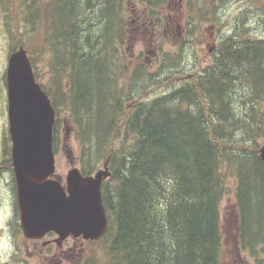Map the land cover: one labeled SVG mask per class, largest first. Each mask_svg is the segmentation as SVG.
<instances>
[{"label": "trees", "instance_id": "trees-1", "mask_svg": "<svg viewBox=\"0 0 264 264\" xmlns=\"http://www.w3.org/2000/svg\"><path fill=\"white\" fill-rule=\"evenodd\" d=\"M171 1L0 0L10 39L13 29L21 32L10 50L22 46L30 55L39 48V57L47 56L50 79L35 75L57 112L54 151L67 112L82 173L107 160L112 171L103 184L109 228L87 242L99 245L104 259L86 248L77 264H223L220 203L227 172L237 180L240 239L252 252H264L258 141L264 139V37L252 26L264 22V5L238 15L209 64L168 73L172 84L178 74L187 76L166 94L144 99L163 79L145 63H126L123 48L140 24L166 27L161 9ZM214 1L226 0H188V8L209 10L214 20ZM139 5L140 18L130 16ZM31 37L40 38L38 47Z\"/></svg>", "mask_w": 264, "mask_h": 264}, {"label": "rangeland", "instance_id": "rangeland-1", "mask_svg": "<svg viewBox=\"0 0 264 264\" xmlns=\"http://www.w3.org/2000/svg\"><path fill=\"white\" fill-rule=\"evenodd\" d=\"M250 4H254L251 6ZM264 5V0H226L225 3L214 1L212 16L214 20H210V11L205 5L203 11L207 13L201 14L195 9L188 8V0H172L167 8L161 9L163 17H169V24L166 27H155L147 24L136 26L131 37L124 45L125 60L130 65L133 63L147 64L148 71L156 74L163 83L160 85H152L142 96L144 99L153 98L162 94H166L171 87L183 82L184 72L172 79H166L168 73L186 68L187 70L197 67L201 69L209 64L212 60L211 48L217 44L220 39L233 33V29L238 22V15L241 13H249L251 9L257 10L256 6ZM209 6H212L210 4ZM143 11L141 5L136 9L128 10L131 15L140 18ZM255 16V15H254ZM253 17L249 16V22ZM14 20V19H13ZM11 22V27L15 28ZM5 18L0 10V151L8 153V143L5 142L6 137L11 139L9 134V119L7 113V90L5 85V77L8 66V57L10 54V45L16 44L18 41L19 29L15 28L12 32V38L6 30ZM253 31L256 36L264 37V22L253 21ZM192 28L191 41L185 42L188 38V30ZM24 33V32H23ZM34 47H38L40 38L31 37L29 39ZM185 42V43H184ZM39 48H34L30 53L35 57L34 70H37L41 82H47L51 74L47 68V56L45 60L39 57ZM186 71V70H185ZM36 72V71H35ZM172 85V86H171ZM6 102V104H5ZM3 108V111H2ZM71 120L67 112L61 114V125L59 128V141L57 143L56 154V173L65 179L68 170L72 167V163L79 166V143L76 138L75 130L70 125ZM68 125L70 127H68ZM261 145L264 142L263 136L258 138ZM103 162L97 168H103ZM227 190L220 203L221 227L223 231V264H264V252L257 250L255 253L250 248L245 247L239 236V217L236 205V183L235 175L227 172ZM14 175L8 173L3 179L0 188L1 206L5 211L0 217V264H6L11 261L10 254L15 251L14 239L10 237L6 229L7 221L12 217L13 203L15 199ZM7 213V214H6ZM25 237L19 233L16 236L20 252L17 253L21 264H77L83 257L86 248L94 249L100 260L103 261V252L99 250V245L87 243L85 240L68 239L64 244L65 252L56 255L60 249L49 251L39 243H26ZM26 241V240H25ZM27 242V241H26ZM14 247V248H13ZM74 247V250L70 249ZM13 262V261H12Z\"/></svg>", "mask_w": 264, "mask_h": 264}, {"label": "water", "instance_id": "water-1", "mask_svg": "<svg viewBox=\"0 0 264 264\" xmlns=\"http://www.w3.org/2000/svg\"><path fill=\"white\" fill-rule=\"evenodd\" d=\"M8 116L22 230L28 238L52 231L58 241L69 236L98 240L109 219L102 185L111 175L108 161L94 174L72 166L66 184L56 175L53 132L56 111L37 81L24 47L13 51L7 66ZM264 160V143L260 148Z\"/></svg>", "mask_w": 264, "mask_h": 264}, {"label": "flooded vegetation", "instance_id": "flooded-vegetation-1", "mask_svg": "<svg viewBox=\"0 0 264 264\" xmlns=\"http://www.w3.org/2000/svg\"><path fill=\"white\" fill-rule=\"evenodd\" d=\"M216 45L217 44L213 45L211 50L214 51L216 48ZM6 102H7V104H6ZM6 102H5V104L7 105V109H8V100H6ZM2 111H3V108H2ZM5 142L9 144L8 136L6 137ZM8 173H12V175H14V180L16 182L11 149L8 153H4V152L0 151V188H1V185L3 183V179H4L5 175ZM14 193H15V199H14V203H13V208H11L12 217L7 221L6 229L8 231L9 236L13 237V239H14L15 251L10 254L11 261L9 263H6V264H21L19 262V260H20L18 257L19 254L17 255V253L20 252V247H18L19 245H18V242L16 241V236L18 233L21 236L23 235L25 237V240L27 242L25 240H24V242L26 243V245L30 242L34 243V244L35 243H37V244L41 243L44 246V248H47L49 251H53V252H55L54 250L60 249L61 251H58L56 253L57 256H59V254L62 255L63 252H65L66 249H64V244L66 243V241L68 239H70V238L74 239V240L83 239L81 237L69 236L68 238H66L63 241H58L57 240V238H58L57 234L54 232H48L44 237H42L40 239H33V238L26 237L24 235V232H23L22 227L20 225V214H19V208H18L16 184L14 185ZM1 202L2 201H1V194H0V217H1V213L3 215L5 213V211L2 209ZM70 249L74 250V247H71ZM56 264H57V262H56Z\"/></svg>", "mask_w": 264, "mask_h": 264}, {"label": "bare ground", "instance_id": "bare-ground-1", "mask_svg": "<svg viewBox=\"0 0 264 264\" xmlns=\"http://www.w3.org/2000/svg\"><path fill=\"white\" fill-rule=\"evenodd\" d=\"M112 2V1H111Z\"/></svg>", "mask_w": 264, "mask_h": 264}]
</instances>
